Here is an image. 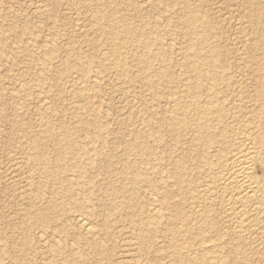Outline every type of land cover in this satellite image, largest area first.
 Segmentation results:
<instances>
[{
	"label": "rangeland",
	"instance_id": "rangeland-1",
	"mask_svg": "<svg viewBox=\"0 0 264 264\" xmlns=\"http://www.w3.org/2000/svg\"><path fill=\"white\" fill-rule=\"evenodd\" d=\"M127 2L136 7L127 8ZM187 10L205 21L215 53L233 73V86H242L246 103L252 75L244 68L247 63L261 67L264 51V37H260L264 0H0V264H133L139 259L144 264H166L172 232L185 239L183 252L199 248V232L186 228L190 220L185 219L190 207L199 202L196 182L174 169V161L185 153L186 140L181 137L177 143L164 124L172 116L165 101L180 86L176 73L187 71L181 59L189 38L183 23ZM102 13L110 21L99 20L100 24L130 27L143 39L156 38L161 43L159 53L171 69L168 72L174 76L156 78L160 83L152 93L117 75L111 62L104 60L101 65L99 58L108 55L114 41L90 23L92 16ZM122 42L128 48L137 44L133 34L125 31L113 44ZM132 50L123 57L127 66L136 63ZM208 50L206 46L203 52ZM69 61L80 63L74 66ZM81 70L98 77L86 83L87 99L71 93L73 85L85 79ZM235 93L229 89L232 101L238 98ZM78 116H83V124ZM151 123L159 124L152 133L162 138L157 144L159 159L154 165L140 166L154 181L150 188L139 183L134 192L129 181L120 182L116 173L107 176L104 167L108 161L114 168L122 162L141 161L136 150L124 153L126 139L130 128L136 133L143 128L148 131ZM58 136L76 142L69 157L72 171L64 172L61 168L66 162L55 161L57 149L51 141ZM35 138L42 139L40 155L32 147ZM149 143L154 142L149 139ZM30 175L38 185L41 182L36 196L41 200L37 210L48 213L43 218L24 201L29 191L23 185ZM166 192L171 198L164 205L161 197ZM151 203L160 211L151 225L153 243L140 253L133 252L134 246L124 253L122 243L141 233ZM114 204L118 208L111 210ZM110 211L106 219L104 214ZM79 213L87 214L95 233L83 235L75 219ZM229 229L227 221L219 222L206 232L205 244L218 243V235ZM231 240L209 253L220 258L219 264H264V221L245 238Z\"/></svg>",
	"mask_w": 264,
	"mask_h": 264
},
{
	"label": "bare ground",
	"instance_id": "bare-ground-1",
	"mask_svg": "<svg viewBox=\"0 0 264 264\" xmlns=\"http://www.w3.org/2000/svg\"><path fill=\"white\" fill-rule=\"evenodd\" d=\"M132 6L136 7L131 2L126 3L127 8H132ZM99 20L108 22L110 21V16L106 13H102L101 16H94V19L92 16V22L90 23L96 29L112 35L111 40L115 41L119 38L120 33L125 31L133 34L137 42V44H134L135 46L133 45L134 47L128 48L129 46L125 42L120 43L122 45H116L113 44V41L110 44L108 55L102 57V59L99 58L101 65H105L104 60L111 62L113 71L117 75L129 83H140V86L147 87L152 93H154L153 90H156L160 83H157L156 78L164 79L168 75L174 76L173 72H168L171 69L168 68L164 55L159 53L161 43L156 38L143 39L137 31L133 32L130 27L125 29L109 28L107 24H100ZM183 20L189 38L185 46L186 49H182L181 59L183 61L182 65L187 68V71L180 70L179 73H176V82L180 86L175 92L170 93L165 101L168 112L172 113V116L170 115V119L164 124H166V131L170 133L171 138L176 140L177 143H180L183 140L182 138L186 140L184 145L185 153L174 161V169H176V172L179 171V175H188L190 179L196 182L194 188L199 202L195 206L190 207L185 219L190 220L186 228L197 229L199 232V248L183 252L181 245L185 239L178 237L175 232H172L174 234H171L168 240L171 242V245L170 242L168 245L171 251L168 250L166 252L168 257L166 264H219L220 258L216 255H210V252L220 249L228 241H232L231 239L241 240L245 238L247 232L255 229L259 223L264 221V51L262 52V57H260L262 60L260 63L261 67H254V64L251 67L247 63L244 68L245 71H249L252 75L251 88L247 90L248 100L245 103L242 86L239 83L238 87L233 86L230 82L233 73L226 70L225 62L223 63L220 54L218 56L215 53L216 48L212 41L211 31L205 33V21L189 10L184 14ZM149 32L151 31L149 30ZM260 37H264V32H261ZM206 46L209 50L205 53L203 49ZM127 50L134 51L132 55L133 60H136L135 64L127 66L125 63L123 57L127 54ZM68 63L78 66L80 62L73 63L69 61ZM155 63H157V67H155ZM140 65L142 71L138 73ZM81 71L85 79L75 83L71 93L78 98L87 99L85 94L86 83L96 82L98 77L89 74L86 70ZM229 89H231L232 93L237 92L235 95L237 94L238 98L232 101V97L228 95ZM177 93L179 97H173ZM144 112L146 113L147 111L144 110ZM78 119L82 120V124L84 123L83 116H78ZM155 123H160V121ZM157 125L159 124L154 125L151 123L148 126V131L143 128V131L137 133L130 128L129 137L126 139V141L128 140V146L124 153L130 152L131 154L136 150V154L141 157V161L138 162L139 164L137 159L131 162H122L121 166L116 168L108 161L104 167L105 174L109 176L116 173L120 176V182L126 179L132 185V189H135L134 192L138 190L139 183L150 188L154 180L151 182L152 179L149 178L151 176L147 177L142 169L149 164L154 165L159 159L156 154L161 149L157 144L158 140L162 138L160 134L152 135L153 131L158 128ZM47 132L52 134L51 131ZM62 136H65V134ZM62 136L53 137L54 139L51 142L53 147L57 149L56 163L66 162L61 170L69 172L74 168L69 161V157L76 147V142L74 139L69 140L67 137ZM149 139H152L154 145L149 143ZM41 140L35 138L31 142L35 152L37 150L36 155L40 153L38 149L41 148ZM142 157H146V160ZM140 163L143 164V167L140 166ZM186 165L187 168H185ZM62 181L63 183L68 182L67 180ZM24 182L23 190L29 191L24 201L29 207L35 209L33 210L34 212L39 210L38 212H40L42 218L48 215L45 210H37L41 200L36 196V189L41 188V182L38 185L32 175L27 176ZM148 193L150 194L151 191ZM168 194L169 192H166L161 197L164 205H167L169 203L168 198H171L170 194ZM151 204L152 207L147 211L149 217L142 221L145 227H142L141 233L135 236L130 235L128 239L126 238L127 240H124L121 249H129L130 246H134L136 251L133 252L140 253L143 248L149 247L153 243V226L151 227V225L160 216V211L157 204ZM117 208L114 204L111 210H116ZM111 214L112 211L110 213L105 212V218L107 219ZM86 216L87 214L85 213H79L75 219L80 229H82L83 235H91L95 232H93V228ZM224 220L229 223L231 229L220 233L216 238L219 242L213 243L208 247L205 244L208 240L206 232L215 228L216 224ZM224 237H226V240H223ZM123 252L125 253V250ZM124 260L127 262V259ZM139 260H133L132 262L133 264H144V262L142 263Z\"/></svg>",
	"mask_w": 264,
	"mask_h": 264
}]
</instances>
